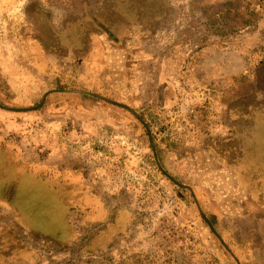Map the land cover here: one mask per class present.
I'll return each mask as SVG.
<instances>
[{
	"label": "rangeland",
	"instance_id": "374dc122",
	"mask_svg": "<svg viewBox=\"0 0 264 264\" xmlns=\"http://www.w3.org/2000/svg\"><path fill=\"white\" fill-rule=\"evenodd\" d=\"M4 137L101 214L55 240L43 192L47 237L1 203L0 264H264V0H0Z\"/></svg>",
	"mask_w": 264,
	"mask_h": 264
},
{
	"label": "trees",
	"instance_id": "16d2710c",
	"mask_svg": "<svg viewBox=\"0 0 264 264\" xmlns=\"http://www.w3.org/2000/svg\"><path fill=\"white\" fill-rule=\"evenodd\" d=\"M119 105L126 108L127 110H132L129 106L124 105L123 103H119ZM7 166H10L11 168L16 167V169L13 170V172H16H14L13 175L11 174V178H18L19 175H22L25 178L20 187L18 186V184H14L12 181L9 182L13 185V188L10 185H5L6 187H4L3 189V194L1 193L0 195V204L4 203L8 205V208L14 210L16 212V219L20 223H22L21 225H23V227L32 231L34 229V231L37 230V235L42 237H47V235L50 236L49 232L51 231L40 229V227L38 226L43 227L44 225L40 223L37 224V222H35L36 220L31 219L25 211H22L20 202L28 201V195H31V198H33L34 196L37 197L39 194L41 195L40 192H37L39 182H42V185H48V183H51L53 179H56V182L58 179L63 178V176L66 179L68 175L66 173H61L60 170H56L57 174H55L52 171L53 169L49 165L40 164L32 160H27L24 156V150L22 146L4 137L3 139L0 138V171H3ZM4 179L8 180L9 178ZM5 183L7 182H2L0 184L3 185ZM16 188L21 192L20 198L16 196ZM23 194L25 195V200ZM42 202H44L47 206L45 208V212H48L46 214V218L44 219V221L46 222L45 226L48 224V226L51 228V225L53 224L58 227V229L54 230L55 233L50 237L55 240H61V237L71 235L68 234L67 227L69 226L70 229V227L74 223L73 218L78 214L77 211H75L76 208L73 205L71 206L70 200L68 199L66 202H62L59 208H57L56 213H54L51 209V202H49L48 200ZM42 202L38 199V207L40 206V203L42 204ZM29 213H31L30 216L32 218L34 216V218L36 219L37 214L35 213L34 208ZM43 217H45V214L42 215V218ZM3 231V229H0V239Z\"/></svg>",
	"mask_w": 264,
	"mask_h": 264
},
{
	"label": "flooded vegetation",
	"instance_id": "af4514ba",
	"mask_svg": "<svg viewBox=\"0 0 264 264\" xmlns=\"http://www.w3.org/2000/svg\"><path fill=\"white\" fill-rule=\"evenodd\" d=\"M58 170H60L61 173L65 172L68 175L67 178H60L56 182V179H53V181L51 183L49 182L48 185H42V182H39L37 191L43 192L42 196L46 198L45 200L51 202V207L54 213L57 212V208H59L62 202H66L68 199L70 200L71 206L73 205L76 208L75 211H78L79 215H75L73 218V225L70 229L68 226L67 230L68 234H76L80 230L77 226L76 220L81 219L84 221V218H94L95 215H98L99 213L101 214V201L100 198L96 196V193L92 191V187L87 184L86 173L76 175L73 171L67 172L64 168H58ZM52 171L57 174L56 170L53 169ZM79 185L82 186L80 189L77 188ZM88 214L90 217H88ZM98 218L99 217L97 216L96 219ZM2 242L3 240L0 239V250L3 248ZM18 246L19 245L17 243V245L13 247L14 254H16L17 258L21 256H19V251L21 249Z\"/></svg>",
	"mask_w": 264,
	"mask_h": 264
},
{
	"label": "crops",
	"instance_id": "0c3cea01",
	"mask_svg": "<svg viewBox=\"0 0 264 264\" xmlns=\"http://www.w3.org/2000/svg\"><path fill=\"white\" fill-rule=\"evenodd\" d=\"M104 28V27H103ZM105 29V28H104ZM238 170V169H237ZM236 170V171H237ZM231 176H232V181H233V185H235L234 187H236L239 191H248L249 190V186H250V184H248V183H246L245 181H244V177H243V174L242 173H239L238 171L236 172V173H233V174H231ZM228 180V179H227ZM240 189H239V188ZM262 187V186H261ZM244 188H248V189H244ZM242 189V190H241ZM251 189H255L254 187L253 188H251ZM261 211H264V209H260ZM259 211V210H258ZM237 212V213H236ZM243 212V210H240V209H237V208H233V217H238V216H241V215H243L244 213H242ZM244 216V215H243ZM0 229L2 230H4L5 229V227L1 224V222H0Z\"/></svg>",
	"mask_w": 264,
	"mask_h": 264
}]
</instances>
